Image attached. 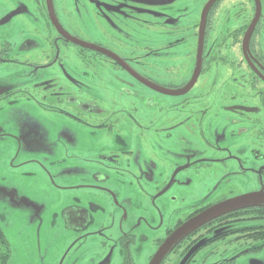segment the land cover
Returning a JSON list of instances; mask_svg holds the SVG:
<instances>
[{"label":"rangeland","instance_id":"1","mask_svg":"<svg viewBox=\"0 0 264 264\" xmlns=\"http://www.w3.org/2000/svg\"><path fill=\"white\" fill-rule=\"evenodd\" d=\"M59 1L63 0L55 3ZM24 2L30 7V0ZM205 3L206 0H64L57 17L66 34L84 42L103 44L116 38L108 47L127 60V67L150 77L160 87L179 89L192 74L194 25ZM246 5L245 0H224L212 10L205 52L219 42L222 47L215 55L222 52L227 63L220 57L206 62L192 89L180 96L157 93L137 83L123 69L116 70L117 76L114 64L100 58L81 60L73 44L59 42V50L54 52L46 32L30 33L34 27H43L34 20L30 8L0 24V42L12 44L8 56L21 61L0 63V84L14 89L9 96L0 98V227L10 251L9 264H124L109 239L122 233L144 235L146 239L136 242V262L147 264L160 227L159 207L169 222L218 198L254 192L251 177L255 175L261 181L258 186L264 187V112L244 115L247 121L235 126L243 129L239 136H229L230 129L235 128L231 123L237 118L230 111L232 105H258L256 96L264 92V84L256 77L254 82L246 68L240 45L232 44L235 28L243 19L251 21L254 8ZM14 6L15 1L0 0V21ZM261 6L264 15V0ZM223 12L226 26L217 31V18L222 19ZM163 20L164 26L157 25ZM172 21L183 30L171 32L168 24ZM262 25L264 19L254 31L251 46L259 44L264 52ZM183 36L186 41L168 45ZM237 37L242 39V33ZM22 38L39 42V48L20 51L14 43L22 42ZM49 62L53 63L48 69L34 68ZM52 77L66 91L91 98L104 112L88 114L67 100L52 105L57 100L34 84ZM129 82L133 83L130 88ZM54 108H63L70 114ZM183 108L206 109V116L181 122L166 138L162 129L171 121L183 119ZM213 126L219 135L215 142L224 148L218 157L246 146V152H239L243 158L246 154L257 156L251 165L242 166L254 168L249 169L254 176L242 173L235 164L199 165L174 175L169 188L149 199L147 192L153 193L154 187L168 180L174 158L209 156L212 150L202 142L213 141ZM176 134L187 142L173 143ZM183 148L185 153L180 154ZM111 157L118 164L114 170L108 168L114 165ZM235 168L240 173L231 171ZM158 171L164 173L163 177ZM83 184L101 185L109 191L82 188ZM87 209L92 210L94 221L81 236L82 232L72 227L71 217ZM172 209H177L174 215L170 213ZM151 210L154 216L157 213V219L150 221L152 230L143 222L150 220ZM97 226H101L102 234L95 233ZM226 234L212 246L199 250L192 264H264V246L249 250L261 242L245 239L240 233ZM207 250L225 252L217 258L213 253L202 262Z\"/></svg>","mask_w":264,"mask_h":264},{"label":"flooded vegetation","instance_id":"2","mask_svg":"<svg viewBox=\"0 0 264 264\" xmlns=\"http://www.w3.org/2000/svg\"><path fill=\"white\" fill-rule=\"evenodd\" d=\"M11 1H15V6L5 15L3 16L2 20L0 21V24H4L9 22L12 18H14L16 15H20L22 14V12L24 11V9L30 8L31 12L33 13V18L35 21H38L39 25L43 24V27L40 26L42 29L39 28H32L30 30V33L32 34H43L46 32V39H47V43L49 45V47H51V50H53L54 52H56L57 50H59V42L64 44L65 46L69 45V44H73L74 46L77 47V54L78 56L81 58V60H88L86 59L87 57H94V58H100L106 62L112 63L114 64V73L117 75L116 70H121L123 69V71L129 75V77L133 78L136 82L139 81L137 80L131 73H129L124 67L126 66V62L127 60L118 55L116 52H114L112 49H110L108 47L109 44H112L110 41L115 42L117 41L116 38H114L113 40H107L106 43H100V42H91V41H82L79 40L78 38H76L77 40L87 43V44H91L94 46H97L99 48H104L106 51V54H101L100 52L96 51V50H91L86 48L85 46L76 44L74 42H71L69 40H67L66 38H64L61 33L60 30L66 34L65 32V28L63 27V24L61 23V21L58 19V8L62 7V2L59 1V3H55V0H30V7L26 6L24 0H11ZM224 0H217V3H221ZM245 2H247L246 7H249V5L251 4L252 6V10H253V15L251 18V21L253 19V17L255 16L256 13V5H255V1L254 0H245ZM261 2V0H260ZM49 4H50V9H52V13H53V17L50 15V10H49ZM262 8V6H261ZM215 9V7L213 8V10ZM210 15V14H209ZM223 18H217V23L220 24L218 26V30L217 31H223L224 27L226 26V18H225V13H223ZM260 15V13H259ZM264 19V15L261 13L257 24H254V31L257 30V25L259 24V22L261 20ZM15 20V19H14ZM178 20H180V15H178ZM13 21V20H12ZM66 21V20H64ZM70 21V20H69ZM251 21L250 22H246L245 19H243L242 24H239V26H237L235 28L234 31V35H238L239 33H242V37L244 36V34L246 33V31H248L250 25H251ZM71 22V21H70ZM21 23V22H20ZM210 23L209 20V16L207 17V22H206V26L208 27ZM176 24L177 22L172 21L170 24H168V29L171 32L175 31L176 28ZM157 25H161L164 26V20L161 23H157ZM179 25V23H178ZM198 25L197 24V28L195 27L196 30V39H197V30H198ZM125 28V27H124ZM262 28H264V25H262ZM206 27H205V31H206ZM215 29V26H213V30ZM43 32V33H42ZM255 34V33H254ZM68 35V34H66ZM71 37H73L72 35H70ZM118 39V38H117ZM119 40V39H118ZM234 40V39H233ZM22 42L20 43H14V45H16L17 48H19L20 51H28L31 52L37 48H39L40 44L39 42H36L35 40H32L30 38L26 39V38H22L21 40ZM184 39L178 38L176 41H172L171 43H169L168 45L171 44H177V43H181L184 42ZM255 41V39H254ZM237 44V43H235ZM115 45V44H113ZM205 45V43H204ZM258 45H256L255 47L250 45V51H251V58L248 55L247 56V65L246 68L248 69V71L253 74H255V77L259 80V81H264V52L260 50V48L258 47ZM222 45L219 42H216L213 44V56L212 58L215 60L214 57H216L215 52L219 51V49H221ZM242 49V46L240 44V47ZM255 48H257V51H255ZM10 51H12V44H10L7 41L2 40L0 42V63H4V64H17L20 63L21 61L18 60V58L16 56H11L9 57L8 55L10 54ZM112 54L115 56V58H117V60L113 59L109 54ZM194 54H195V49H194ZM208 52H205V55H207ZM215 55V56H214ZM119 56V57H117ZM122 58V59H121ZM129 58V57H126ZM209 56H204L203 60H202V65L201 68H204V64L209 60L208 59ZM252 59V61H251ZM130 60L138 62L137 58H133L130 57ZM53 62H49L48 64L45 63V65H36L34 66L35 69H48L49 66L52 64ZM195 66V59H194V64H193V68ZM137 72V71H136ZM140 75L144 76L146 79L148 80H152L150 77L141 74L140 72H137ZM118 76V75H117ZM248 79H250L249 77H247ZM255 80V79H254ZM139 83V82H137ZM35 84V88H39L40 90L47 92L48 94H50V96L54 97L55 100H57L54 104L52 105H57V103L59 102H65V100H67V102H71V104L76 105V109L77 107L80 108L81 110L85 111L88 114H97V113H103L104 110L99 108V106H95L94 102L91 100V98H82V97H78L77 95L72 94L71 92L66 91L62 86H60V84L57 82V78L52 77L49 78L47 80L44 81H39L38 83H34ZM133 83L129 82L128 83V87L130 88L132 86ZM142 85V84H141ZM5 85L0 84V87H4ZM5 92H4V91ZM2 91H0V98L2 97H7L10 94H12V91L14 89H6V87L3 88ZM46 99V96H44ZM257 101H258V109L257 111H259V109H262L260 111H262V113L264 112V92L263 95L258 94L256 96ZM185 104H189L190 101H185ZM59 110L60 112L64 113V114H70L69 112H66L65 109L63 108H54ZM183 112L186 113L185 117L179 121H171L167 126L164 127V136L166 138L171 137V130L173 128H175V126L179 125L181 122H185V121H189L190 118H202L204 116H206V109L202 110H193V109H186L183 108L182 109ZM182 111H178V113H180ZM238 114H240V116H238L236 119H234L235 121H233L232 123H235L237 121V123H241L246 121V118L243 117V113L237 111ZM258 113V112H257ZM176 115V114H174ZM198 115H201L200 117ZM263 117H264V113H263ZM225 120H227V118H223ZM214 123V120H213ZM243 126V125H241ZM101 127H111V126H107V125H102ZM243 130L240 129V127L238 129H230L229 131V136L231 137H238L240 134L239 132ZM185 136V135H184ZM218 132L215 131V127L213 126V141L207 140V139H203V145L209 147V150H212L209 153V156H194L192 159L189 160H185V159H173V162L170 164L172 166V168L168 171L167 176H166V182H164L163 184L158 185L157 187H154V192H150L148 193L147 191V195L150 198H152V195L155 194H159L161 193L163 190H165L166 188H169V186L171 185V183L173 182V180L171 179L172 177H174V175L178 174L181 171H186V170H190V169H195L197 168L199 165H213V166H226L227 164L232 165L235 164L236 166L239 165L241 171H244L242 173H248L250 176H254L253 174H251L250 172H252L249 169H253L251 166H247V167H243L242 164H248L251 165L253 163V159L257 156L256 154H252L253 158L247 154L245 155V158H243L240 153L246 152L245 147L246 146H240L237 150H236V154H227V155H222L220 157H218V154H220V152L224 149L223 147H219L216 144V139L218 137ZM172 139V138H171ZM173 143H186V138L181 139L180 134L175 136V138H173L172 140ZM187 144H191L190 141H188ZM243 148V149H240ZM188 151H190V149L187 148ZM235 149H231L230 152H233ZM252 151V150H251ZM253 152V151H252ZM185 153L184 148L182 149L180 154ZM114 155V154H112ZM110 162L113 163L114 165L112 166H108V168L113 169V167H117V162L115 160V158L110 159ZM200 162V164H198ZM242 167V168H241ZM247 168V169H246ZM240 169H236L235 170H231V171H235L236 173H240L239 170ZM262 173H264V169L261 170ZM158 174L163 177L164 173H160V171H158ZM247 174V175H248ZM144 176L145 173H143ZM248 175V176H249ZM136 179H138L137 176H135ZM148 177V175L146 176ZM257 175H255V177H251V181L253 183V188L255 189V191H260V190H264V187L262 186H258V183H260L261 181L259 179L256 178ZM250 181V182H251ZM258 186V187H256ZM82 188H93V189H98V190H104L106 192L109 191L108 188H105L101 185H95V184H83ZM142 190V188H141ZM153 190V188H152ZM149 191V189H148ZM254 191V192H255ZM230 192H232V190H230ZM112 194V192H111ZM229 197H221L218 198L216 201L214 202H209L207 204L192 208L191 210H189V212L183 217V218H178V219H173V220H169L165 221L163 216V212L161 211L160 207H159V222H160V217L162 218V223L159 227V230L157 231V238L155 239V241L153 242V244H155L154 246H152V248L150 249V252H152L149 256V261L152 258V256L154 255V253L157 251V249L163 244L165 243V238L176 228H178L179 226H181V224L186 221L187 219H190L192 217H195L196 215H198L199 213H201L204 209L212 206L215 203H218L222 200H225ZM91 203V201L89 202V204ZM92 207H94V205H92ZM92 210L91 209H87L84 210L83 214L80 215H76L73 214L71 217V223H72V227L77 230V231H85L86 229L90 228L91 225H93V221H94V217L92 216ZM164 211V210H163ZM177 209H172L170 211V213H172L173 215L176 213ZM149 221L147 220H143L144 224L147 226V228H149L150 230L153 229V224L150 221H155L157 219V213L155 212V216L153 214V211L151 210V214L149 215ZM209 220V219H208ZM206 222L205 225H203L202 227H195L192 230H190L189 232H187L186 234L182 235L179 237L178 240H176L167 250V252L164 254L162 260L160 261L159 264H179L181 262V260H183L185 257H187V260H184L183 264H192V261L194 260V257L199 253V250H203L206 249L210 246L213 245V230L218 231V230H222L224 228L227 227V222L229 220H221L219 221V223L215 222L213 223V219L209 220ZM167 226V227H166ZM95 233H99L102 234V230H101V226H97ZM88 235H91V233H85ZM84 235V232H82L81 236ZM113 241V244H111L113 247L118 249V253L119 255L123 258L124 260V264H137L136 260H137V255H138V246H136V242L138 241H143L144 239H146L144 237V235H140V234H120L118 238H109ZM198 242L204 244V246L201 249H198L194 252H189L191 249L195 250L197 249V247H194L195 244H197ZM104 244L106 242H103ZM153 248H155L153 250ZM188 254V255H187ZM213 254V250H209L206 251L204 253V255L202 256L201 260L202 262H205L208 260L209 256H212ZM187 255V256H186ZM148 261V263H149ZM147 263V264H148Z\"/></svg>","mask_w":264,"mask_h":264},{"label":"water","instance_id":"3","mask_svg":"<svg viewBox=\"0 0 264 264\" xmlns=\"http://www.w3.org/2000/svg\"><path fill=\"white\" fill-rule=\"evenodd\" d=\"M216 0H209L204 8L202 9L201 12V16H200V24H199V31H198V46H197V57H196V68L194 71V74L190 80V82L188 83V85L182 89V90H178V91H172V90H167L164 89L150 81H148L147 79L137 75L135 72L131 71L130 69H128L127 67H124L129 73H131L137 80H139L140 82H142L144 85H146L147 87L159 92V93H163V94H168V95H181L185 92H187L188 90H190V88L193 86L198 73H199V68H200V59H201V53H202V45H203V34H204V27H205V22H206V15L208 10L211 8V6L213 5V3ZM255 1V5H256V13H255V17L253 18V21L251 22V25L248 29V31H246L244 38H243V47L248 48V39L251 36L252 30L254 28V24L256 23L257 19L259 18V13L261 11V5H260V0H254ZM49 10H50V15L52 16V11L50 9V4H49ZM53 17V16H52ZM61 35L66 38L67 40L74 42L76 44L91 48V49H96L100 52H103L106 54V51L102 48H99L97 46L91 45V44H87L84 42H81L79 40H77L74 37H71L69 35L64 34L61 30H60ZM243 49V52H244ZM245 53V52H244ZM109 54V53H107ZM113 59L117 60V58H115L114 55L109 54ZM237 109L239 110H243L245 112H252V108H247V107H243L240 106ZM258 204H264V192H259V193H251V194H245L242 196H238L223 202H220L216 205H213L212 207L204 210L203 212L199 213L198 215H196L195 217L189 219L188 221H186L183 225H181L180 227H178L175 231H173L166 239H165V243H163L158 249L157 251L154 253V255L152 256V258L150 259L148 264H159L160 261L162 260L164 254L167 252L168 248L183 234H185L187 231H189L190 229H192L193 227L203 223L204 221L212 218L213 216L226 212L228 210H231L233 208H238V207H242V206H247V205H258Z\"/></svg>","mask_w":264,"mask_h":264},{"label":"trees","instance_id":"4","mask_svg":"<svg viewBox=\"0 0 264 264\" xmlns=\"http://www.w3.org/2000/svg\"><path fill=\"white\" fill-rule=\"evenodd\" d=\"M213 9H211L212 12ZM210 12V13H211ZM199 15L196 17V23L194 25V28H197ZM209 25L205 31V37L208 35ZM179 30H183L182 28H179L178 25H176L175 32H178ZM196 35V30L194 33V36ZM238 35L234 36V41H238ZM181 39L187 40L185 36L179 37ZM207 46V45H206ZM212 48V49H211ZM213 55V45H211L209 50V58ZM186 82L182 83L184 85ZM180 86V87H181ZM179 87V86H178ZM211 220V219H210ZM221 220H229L227 222V228L225 230L227 232L221 233L216 235L215 230H213V237H215L214 240H220L223 239V235L226 234H235L242 233L245 235V237L249 240L261 242L259 245H254L251 250H258L261 247L264 246V205L263 206H243L236 209H232L229 211H226L224 213H221L215 217H213V223ZM202 224L201 226L205 225ZM198 228V227H197ZM9 257H10V251L8 249L7 241L5 238V235L2 231V228L0 227V264H9Z\"/></svg>","mask_w":264,"mask_h":264}]
</instances>
